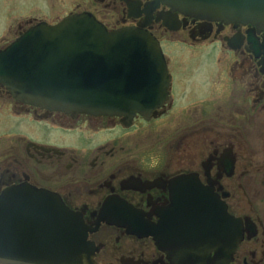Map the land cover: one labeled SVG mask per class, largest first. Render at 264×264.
I'll list each match as a JSON object with an SVG mask.
<instances>
[{"label": "flooded vegetation", "instance_id": "af4514ba", "mask_svg": "<svg viewBox=\"0 0 264 264\" xmlns=\"http://www.w3.org/2000/svg\"><path fill=\"white\" fill-rule=\"evenodd\" d=\"M87 12L158 39L165 99L132 118L70 114L0 81V196L58 194L82 226V264H264V30L156 0H0V18L21 19L0 52ZM181 33L186 48L163 41Z\"/></svg>", "mask_w": 264, "mask_h": 264}, {"label": "water", "instance_id": "95a60500", "mask_svg": "<svg viewBox=\"0 0 264 264\" xmlns=\"http://www.w3.org/2000/svg\"><path fill=\"white\" fill-rule=\"evenodd\" d=\"M197 18L264 30V0H156ZM0 81L26 103L70 114L132 118L165 99L160 42L140 27L108 30L91 14L38 23L0 52ZM0 196V264H82V226L58 194ZM81 230V231H80Z\"/></svg>", "mask_w": 264, "mask_h": 264}, {"label": "rangeland", "instance_id": "374dc122", "mask_svg": "<svg viewBox=\"0 0 264 264\" xmlns=\"http://www.w3.org/2000/svg\"><path fill=\"white\" fill-rule=\"evenodd\" d=\"M18 20H21V19H19V18H5V19L4 18H0V46H2L7 40L10 39L9 36H7V35H5L3 33L4 30H5V29L3 30L4 26H6V25L9 24L10 25L9 27L12 28V29H14L15 28L14 25L16 24V22H18ZM10 23L12 24V26H11ZM4 35L6 37L3 39ZM171 39L173 41L172 40H169V38H168V40L166 38H163V41L166 44H168L167 46L169 48H171V49H173V48L178 49L179 47L186 48L187 47L186 45H190V42H189V40L187 39V36L184 33H181L179 35H176V36H174ZM169 41H171V42H169ZM183 41H185V42H183ZM213 45H216V44L214 43Z\"/></svg>", "mask_w": 264, "mask_h": 264}]
</instances>
